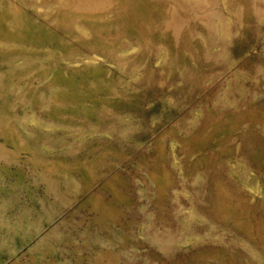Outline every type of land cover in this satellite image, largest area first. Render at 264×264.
I'll list each match as a JSON object with an SVG mask.
<instances>
[{
	"label": "rangeland",
	"instance_id": "rangeland-1",
	"mask_svg": "<svg viewBox=\"0 0 264 264\" xmlns=\"http://www.w3.org/2000/svg\"><path fill=\"white\" fill-rule=\"evenodd\" d=\"M0 264H264V0H0Z\"/></svg>",
	"mask_w": 264,
	"mask_h": 264
}]
</instances>
